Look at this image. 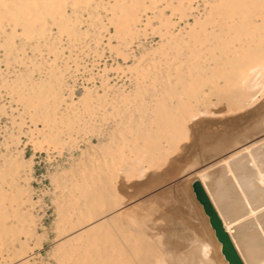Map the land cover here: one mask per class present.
<instances>
[{"label":"bare ground","instance_id":"1","mask_svg":"<svg viewBox=\"0 0 264 264\" xmlns=\"http://www.w3.org/2000/svg\"><path fill=\"white\" fill-rule=\"evenodd\" d=\"M38 1L40 9L36 0H0V38L9 59L18 57L21 48L15 46L12 34L1 35L2 18H18L27 37L44 39L46 43L51 40L47 22L55 24L58 33L73 40L79 38L78 27L66 15V0ZM80 1L87 4L89 0ZM193 1L196 0L167 1V7L179 15L177 23L165 17L159 0H103V17L98 13L91 15L90 23L99 42L105 39L102 34H110L113 29L112 37L126 44L153 18L157 19L164 27V63L160 71H148L147 76L154 72L153 87H143L137 94H111L95 102L82 101L85 113L111 124L112 131L109 142L89 148L84 153L86 158L61 183L66 198L58 247L60 264H228L219 254L220 243L216 240V244L207 227V216L203 218L199 208L191 204L183 186L180 196L191 221L179 225L190 232L181 243L163 240L162 221H149L141 213L138 195H132L131 179L141 176L146 165H163L191 132L200 135V149L186 153L189 166L180 170L179 179L171 184L199 180L243 264H264V216L242 225L249 206L245 202L249 197H242L246 195L245 187L250 189L259 182L257 178L264 181V173L261 172L262 179L258 171L259 177L252 173L257 182L250 177L251 170H247L248 175L237 169L238 178L235 172L232 177L233 163L246 157H264L258 156L264 154V102L258 103L259 94L264 97V0H207L204 9ZM198 1L201 4L203 0ZM152 11L154 17L149 14ZM36 72H43L40 66L5 81V86L24 106L36 133L57 148L61 134L84 127L85 123L80 113L72 117L73 111H61L65 106L66 110H73L74 105L62 96L65 85L59 70L51 67L42 79L34 76ZM39 125L46 130L37 129ZM19 165L15 158L0 160V255L21 246L13 257L8 256L0 264H30L31 260L22 241V234L28 235L25 228L21 231L22 228L8 224L10 219L24 227L27 224L25 215L12 208L17 198L7 193L18 188ZM216 168L219 175L213 182L211 172ZM184 173L188 175L182 178ZM228 175L232 180L226 178ZM242 175L250 177L253 185L247 179V186L243 187ZM120 187L126 197L118 193ZM254 188L247 193L250 195ZM250 197L253 201L256 198ZM258 197L256 202L262 200ZM249 211L255 214L254 210Z\"/></svg>","mask_w":264,"mask_h":264},{"label":"rangeland","instance_id":"2","mask_svg":"<svg viewBox=\"0 0 264 264\" xmlns=\"http://www.w3.org/2000/svg\"><path fill=\"white\" fill-rule=\"evenodd\" d=\"M159 1V8L164 10L165 17H170L171 21L177 23L179 15L174 14L167 7V4L171 0ZM196 1L199 2L198 0ZM196 1H193L194 5L199 6V9L201 7L205 8L204 3L207 0L201 1V4H198ZM208 1L212 2L213 0ZM66 2V15L78 27L79 38L77 40L58 33L57 26L51 22H47L46 25V28L50 31L51 40L49 43H46L47 40L44 39L35 40L27 37L24 29L17 22L18 18L13 20L6 17L5 19L2 18L1 21V35L12 34L15 46H20L21 51L19 53L20 56L18 55V57L15 56L9 59L0 38V160L5 157L15 158L20 163V176L17 180L18 188L9 189L7 193L9 196L13 195L17 198V202L19 203L13 202L12 208L17 209L23 216L25 215L27 224L24 227L15 223V220L12 219L9 220L8 224L9 226L15 225L19 229L22 228L21 231L25 228L24 231L28 235L22 234V241L31 253L30 264H60L58 247L62 241L60 232L63 220V201L66 198V193L61 183L63 179L67 178L74 171L73 169L79 165L80 161L86 158V155L84 157V153L89 151V148L99 146L102 143H108L110 139L111 124H105L100 118H90L85 113L84 102L82 101L88 99L91 102H95L99 98L111 97V94H137L138 90L143 87H153L151 79H154V72L160 71V67L164 63V60H161V51L165 41L163 38L164 27H162L157 19L153 18L154 20L152 19L151 23L147 24L148 26L142 27L140 29L142 31L139 30L128 44L122 39L112 37L113 29H111L110 34H102L105 39L99 42L95 38L96 33L91 26L90 18L95 13H98L99 16L102 14L101 16L103 17L104 13H101V6L104 4L103 0H89L87 4L82 3L80 0H66ZM38 3L39 1L36 0V4L40 9L41 6ZM188 6L186 3V7ZM153 12L149 13L151 17H154ZM196 16H199V14ZM179 25L181 28L183 27V23ZM109 35L111 36L109 37ZM34 66H40L43 71L42 73L36 72L34 74L37 79L45 78V74H47L51 67L59 70L65 85L62 96L68 99L69 104L72 103L74 105L71 107L73 110H66L65 106L61 108V111H65L66 114L73 111L71 113L72 117L75 113L76 115L80 113L85 123L84 127L68 131L63 135L61 134V145L57 148L49 145L48 141H45L43 137L36 133V126L31 122L30 116L27 114L24 106L19 102L16 95L5 86V81L14 80L17 75L25 71H32ZM150 70L154 71L152 73L153 76H147ZM261 96L263 94H259L261 101L258 100V103L264 102V97ZM43 128L45 127L39 125L37 129L42 130ZM234 128L236 129V126ZM208 132L211 133L213 130H209ZM197 134L191 132L186 139L180 141L178 150L170 152V157L168 156L163 165L159 167H149L146 165L147 170L141 176H134L130 181L132 195H138L142 202L140 206L141 213L145 216L147 215L146 217H148L149 221H162L160 225L161 237L170 243L178 240L181 243L182 239H185L190 233L188 228H183L182 226L181 228L179 226L183 225L182 223H189L191 221L190 213L182 204L183 198L180 196V186H183L188 192L191 204H195L199 208L198 210L201 211L200 214L203 218H206L201 205L196 200L192 191L191 180L184 181L183 184L180 182L171 184V181L179 179V171L186 170L189 166V159L186 153L200 149V135ZM258 156L262 158L260 156H264V154ZM246 158L250 164L246 163L247 167L245 166ZM246 158L243 159V163L239 161V163L235 162L232 164V175L234 176H231L235 178V171L237 169L238 173L248 175L249 173H246L247 170H251L250 177L252 173L255 174L258 171L260 179H262L261 176H264L261 173H264V157L262 159H258V157H256L257 159ZM250 160L252 161L250 162ZM240 165L242 166V169H240L242 172H239ZM218 172L219 168L211 172L213 174V182L218 178ZM258 173L257 176L256 174L253 176L259 177ZM186 175L188 174H185L182 178ZM229 176L226 178L232 180V177L229 179ZM253 176L251 177L252 180L255 178ZM240 177L243 178L244 176ZM250 177L243 178V187L247 186L245 185V183L247 184L245 180ZM258 179L255 180L259 182L253 181L259 183L258 187L260 189L257 187V183L253 185L252 180L249 182L248 179L253 188L257 187L258 190L254 189L258 193H255L253 189L249 195L247 191L252 187L250 189L245 187L247 196L244 195L242 197H249L245 199L246 205H249H247L245 214L247 215L248 210H254L255 214L249 211L248 214L250 215H245L242 225L246 222L251 224L252 222L250 221L264 216V181L262 180V182ZM222 180L225 179L223 178ZM222 180L220 181L221 183ZM241 181L243 180L241 179ZM259 185H262L263 189ZM236 188L238 189L237 186ZM259 190H263V192L261 193ZM118 191L121 196L126 197L127 193H125L123 188L120 187ZM258 195L262 198V200L258 199L257 201L258 203L261 201L262 203L260 202V204L255 201ZM250 196L256 197L255 200L253 201L254 198ZM248 199H250V202H248ZM256 207L261 208L258 209ZM254 215L256 216L254 217ZM256 217L258 218L256 219ZM207 227L213 234V238L217 244L214 231L208 223V218ZM261 235H264V231L261 232ZM262 239L264 240V236ZM220 246L219 254L223 257ZM20 248V245H16L8 253L4 252V254L0 255V262L8 256L13 257L15 251Z\"/></svg>","mask_w":264,"mask_h":264},{"label":"water","instance_id":"3","mask_svg":"<svg viewBox=\"0 0 264 264\" xmlns=\"http://www.w3.org/2000/svg\"><path fill=\"white\" fill-rule=\"evenodd\" d=\"M192 191L195 195L196 200L201 205L204 214L208 218V223L212 230L214 231V236L216 240L221 245V254L228 264H243L240 255L236 251L232 241L225 231L222 221L218 216V213L213 208L210 200L208 199L204 189L202 188L199 181L192 182Z\"/></svg>","mask_w":264,"mask_h":264}]
</instances>
